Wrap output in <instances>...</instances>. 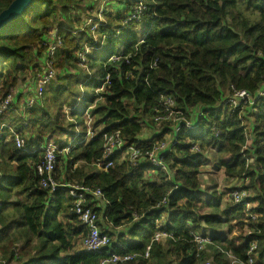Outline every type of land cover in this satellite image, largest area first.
Masks as SVG:
<instances>
[{"label": "trees", "instance_id": "obj_1", "mask_svg": "<svg viewBox=\"0 0 264 264\" xmlns=\"http://www.w3.org/2000/svg\"><path fill=\"white\" fill-rule=\"evenodd\" d=\"M13 1L0 0V13ZM120 2L99 18L91 0H34L0 32V103L15 97L0 114V127L6 126L0 133V256L10 264H101L108 257L80 247L87 228L73 212L74 200L65 191L42 188L37 172L44 142L62 147L55 138L64 135L69 145L79 126L75 148L59 156L58 181L102 190L107 202L95 200L93 208L112 252L140 256L152 245L151 260L139 264H232L228 253L247 261L257 242L254 256L264 264V97H257L264 89V0ZM138 5L141 22L130 20L138 16ZM83 16H91L90 25L83 27ZM56 45L50 58L54 78L41 105L26 109L24 101V119L17 113L25 98L19 88L35 81ZM115 57L122 59L111 62ZM108 74L112 84L105 87ZM232 87L258 98L244 125L238 113L222 106ZM168 97L187 119L196 111L205 114L192 131L183 128L177 135L180 144L165 158L170 176L149 162L131 166L119 154L107 172H95L105 133L120 130L127 146L146 149L175 138L174 125L153 120L154 109ZM88 117L97 133L80 143ZM7 127L23 139L24 150ZM147 128L159 130L147 138ZM197 145L202 154L195 153ZM214 149L221 154L215 166L247 182L250 209L232 198L222 207L217 191L204 198L201 176ZM161 221L169 224L173 240L154 241ZM120 228L125 230L115 233ZM191 231L211 237L212 244L198 254Z\"/></svg>", "mask_w": 264, "mask_h": 264}, {"label": "built area", "instance_id": "obj_2", "mask_svg": "<svg viewBox=\"0 0 264 264\" xmlns=\"http://www.w3.org/2000/svg\"><path fill=\"white\" fill-rule=\"evenodd\" d=\"M137 11L138 16L133 15L130 20H137L141 22L140 16L142 15V8L140 7L139 9H137ZM53 38L56 39L58 37L56 36V34H54ZM59 43H61V39H59ZM56 47L57 45L53 46L50 49V52L48 53L45 62L42 64L43 70L37 75L34 81L36 85L34 90H31L33 92V95L31 97L29 96V99H26V109H32L34 108V106L42 104L44 93L55 75L53 69L54 65L50 58L53 57L54 50ZM121 59L122 57H115L111 59V62H119L121 61ZM156 65L157 60L151 66V70L155 69ZM111 84V74H108L104 86H110ZM257 97H264V89L259 93ZM14 98V96H9L0 103V114L12 108L15 103ZM257 99L258 98H254V96L251 93H248L247 91H239L232 87V92L230 96L223 102L222 106L227 107L233 112L238 113L240 120L242 121V123H244V117L247 108L249 106L254 105L257 102ZM196 113L194 114V116L189 115L190 118L187 119L185 117V113L177 108L176 102L173 98H162L159 106L154 109L153 120L156 124L159 125H161L162 123L174 125V130H176L175 138L171 141L166 140L161 143L154 144L152 149H146L144 148V146H127L123 134L120 130L112 133H105L102 136L103 157L101 160L96 162L95 166L101 170L108 171L111 167L114 166V162L112 160L113 157L119 154L131 166H137L139 163L142 162H149L156 169L162 170L164 173L170 176V171L165 163V158L166 156H168V154L173 152L174 149H176L180 144L177 135H179L183 128L192 131L198 125V120H202L203 118H205V114L203 112L196 111ZM4 127L6 126L2 125V127H0V133ZM7 129H10V133L15 138L17 148L24 150L25 142L17 133V131H15L11 127H7ZM95 136L96 134L94 131L89 132L88 140L95 138ZM247 138L249 137L247 136ZM247 149L248 142L244 146L242 153H244ZM40 151L43 154V159L37 167L38 176L40 178V185L42 188L50 190L51 193H56L60 190L65 191L69 194V197L74 200L73 212L77 215V217L87 228V236L83 241V248L87 252H106L108 257L105 258V260H103L101 264H139L141 260H151L152 245L147 248L145 254L140 256H121L110 250L112 247V240L108 235L102 233L99 226V215L93 208L95 200H102L104 202H107L101 189H94L91 187H84L79 185L62 184L58 181L60 179L59 175L57 174V168L58 165H60L59 156L62 154H69L71 151L70 147L61 151L56 146V144L48 143L45 147L41 146ZM194 151L195 153L202 152L199 145L194 148ZM29 154L35 155L36 151L30 152ZM246 161L247 166L252 163V160L249 158H246ZM230 196L236 205H245L248 209L252 207L251 203L247 200L251 196L248 190H245L244 188L234 189L233 191H231ZM164 204H166V200L161 203V205ZM250 218L253 221L257 219L255 215H251ZM158 228L159 230L155 235L154 241L160 242L162 239L173 240L174 235L167 232L169 224H167L165 221H161L160 223H158ZM251 234V232H248L247 235L250 236ZM190 235L192 238V242L198 247V254L203 252L209 244H212V239L209 236H204L199 233L197 234L192 231L190 232ZM257 247V242H253L251 244L247 261H241L229 253L227 255L232 261V264H258L254 256ZM197 257H199V255ZM0 264L10 263L6 259L4 260L2 256H0ZM206 264H210V261H208Z\"/></svg>", "mask_w": 264, "mask_h": 264}, {"label": "rangeland", "instance_id": "obj_3", "mask_svg": "<svg viewBox=\"0 0 264 264\" xmlns=\"http://www.w3.org/2000/svg\"><path fill=\"white\" fill-rule=\"evenodd\" d=\"M91 1H92L91 7H95L96 9L97 8L99 9V11L97 13V16L99 18H101V14H102L103 11H105V10L107 11V9H113V10L118 9L121 6V2L120 1H122V0H105V1L104 0H98L97 2L95 0H91ZM124 1L125 0H123V2ZM141 2H143V0H140V5H141ZM140 5H138L137 9L140 8ZM114 16L116 17L115 13H114ZM90 17L88 19L86 16H83V18H84L83 19V27L85 25L88 26V25L91 24L92 20L90 21V19H91ZM54 34H56V31L54 32ZM75 74H77L76 71H75ZM101 78H102V74L100 73L98 81H100ZM29 82H30V80H28L27 82L22 84L21 87L19 88V92L21 91L20 93H22L25 96V98L22 99L20 104H19V106H21V109L17 113L20 116H22L23 113H24V109H25L24 101H27L26 97L27 96L31 97L33 95L32 91L34 90V88L36 86L34 82L33 83H29ZM27 89H30V90H27ZM249 105H252V104H249ZM51 106H52V103H49L46 106V109H49V112L51 111ZM248 110H249V108H247V111ZM66 112H67L66 115L70 116L71 113H70V111L68 109H67ZM22 117H24V115ZM24 119H25V117H24ZM86 123H87V137H88L89 132L94 130V128H93L94 125H93V123H91V118H89V117H88ZM168 125H170L171 128H173L172 124H168ZM146 127H147V125H146ZM79 130L82 132V128L81 127H80ZM157 130H159V128H154L152 130L147 128V130H145L146 137L147 138H151L150 136L153 135L155 132H157ZM72 134H73V137H74V133H72ZM73 137L71 139H73ZM55 139H57V140L65 139L66 140V137H64V135L63 136L60 135V136L56 137ZM43 146L44 147L46 146V142H44ZM209 153H210V156L206 159L207 162H206V165L203 168V174L201 176V182H202L201 191H203L202 194H203L205 199H209V197L214 196V194L217 191L223 197L222 207H226L225 203L226 204L229 203V200L231 199V196H230L231 190L233 188L234 189H239V188L243 189L244 185L247 182L245 180H243V179L230 178L229 176L226 175L225 169L223 167L222 168H217V166H215V162L214 161L216 159L219 160V157L221 156V154H218V150L217 149H214L213 151H210ZM200 154H202V152ZM1 163H3V162H1ZM59 164L63 165V162L60 161ZM81 165H83V164L79 163V164H77L75 166V168L77 166H81ZM249 193H250L251 196H253V194L250 191H249ZM120 230H121V228L117 229L115 231V233H119ZM122 230H125V228L122 229ZM166 240L167 239H164V240L162 239L161 241L165 242ZM80 247L83 248V243L82 242H81ZM210 264H212L211 261H210Z\"/></svg>", "mask_w": 264, "mask_h": 264}, {"label": "water", "instance_id": "obj_4", "mask_svg": "<svg viewBox=\"0 0 264 264\" xmlns=\"http://www.w3.org/2000/svg\"><path fill=\"white\" fill-rule=\"evenodd\" d=\"M34 0H14L7 9L0 13V32L12 21L20 18Z\"/></svg>", "mask_w": 264, "mask_h": 264}, {"label": "clouds", "instance_id": "obj_5", "mask_svg": "<svg viewBox=\"0 0 264 264\" xmlns=\"http://www.w3.org/2000/svg\"><path fill=\"white\" fill-rule=\"evenodd\" d=\"M204 119V118H203ZM244 120H245V117H244ZM243 125L245 124V122L244 123H242ZM25 126H27V125H25ZM80 129V127H78L77 128V130H79ZM94 131V130H93ZM95 132V131H94ZM96 134V133H95ZM77 135H79V136H77ZM81 132L79 133H74V137H73V139H71L70 140V142H69V145H68V147L67 148H69L70 147V149H71V151L75 148V142H76V140L77 139H79V137H81ZM104 135V134H103ZM249 137V136H248ZM92 140V139H91ZM248 140H249V138H248ZM86 141H88V137H87V134H85L84 135V137H83V140L80 142V143H85ZM55 144V143H54ZM56 146L61 150V151H63V150H65V149H61L60 148V146H58L57 144H56ZM66 148V149H67ZM71 151H70V153H71ZM70 153L69 154H62V155H70ZM61 156V155H60ZM93 166H95V164L93 165ZM95 168H97L96 166H95ZM102 171H104V170H102ZM107 172V171H106ZM68 194V193H67ZM69 195V194H68ZM251 205L252 206H254L253 205V203H251Z\"/></svg>", "mask_w": 264, "mask_h": 264}, {"label": "crops", "instance_id": "obj_6", "mask_svg": "<svg viewBox=\"0 0 264 264\" xmlns=\"http://www.w3.org/2000/svg\"><path fill=\"white\" fill-rule=\"evenodd\" d=\"M43 108H45L44 106H42ZM25 125H26V122L24 123ZM82 128V127H81ZM15 130V129H14ZM78 132H81L80 130H76V132L75 133H78ZM82 136V135H81ZM60 141H61V145H62V147H60L61 149H66L67 147H68V145L66 144V142H65V139H60ZM63 147H65V148H63ZM62 166V165H61ZM102 170L101 169H99V168H96L95 169V172H101Z\"/></svg>", "mask_w": 264, "mask_h": 264}]
</instances>
